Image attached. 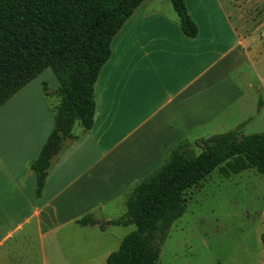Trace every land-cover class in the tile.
Listing matches in <instances>:
<instances>
[{"label": "crops", "instance_id": "0c3cea01", "mask_svg": "<svg viewBox=\"0 0 264 264\" xmlns=\"http://www.w3.org/2000/svg\"><path fill=\"white\" fill-rule=\"evenodd\" d=\"M224 2L185 0L198 27L195 38L182 32L171 0H145L134 11L95 84L92 129L74 128L80 139L54 162L39 199L30 164L55 126L57 97L54 105L40 87L54 78L39 76L0 108V264H36L25 253L34 237L41 264H66L67 249L97 248L66 246L60 238L92 215L102 222L92 228L107 239L100 226L121 220L118 203L165 163L173 146L221 135L227 121L236 130L251 120L243 100L244 89L254 86L242 69L258 65L263 97L264 59L244 35L250 36L249 24L238 0L229 9ZM260 31L264 23H256L253 32ZM256 112L264 117V104ZM97 256L107 264V253Z\"/></svg>", "mask_w": 264, "mask_h": 264}, {"label": "trees", "instance_id": "16d2710c", "mask_svg": "<svg viewBox=\"0 0 264 264\" xmlns=\"http://www.w3.org/2000/svg\"><path fill=\"white\" fill-rule=\"evenodd\" d=\"M145 0H0V108L51 69L59 87L54 93L55 126L30 169L42 197L57 158L94 125V89L111 57V44ZM189 38L198 35L185 0H171ZM43 94L50 97L46 84ZM181 141L167 152L165 163L132 189L126 219L114 226H132L107 264H159L161 246L173 224L187 210L185 194L219 170L225 178L255 169L264 177V133L239 136L231 131L195 142ZM94 227L101 221L86 215L76 222ZM264 246V234L261 237Z\"/></svg>", "mask_w": 264, "mask_h": 264}, {"label": "rangeland", "instance_id": "374dc122", "mask_svg": "<svg viewBox=\"0 0 264 264\" xmlns=\"http://www.w3.org/2000/svg\"><path fill=\"white\" fill-rule=\"evenodd\" d=\"M230 1L234 2V0L224 2L227 9L231 7ZM238 2L234 4H238L249 24L250 36H247L248 33L244 35L253 38L252 49L261 55V61L264 59V31L255 33L253 30L256 23H264V0ZM261 63L259 68L262 71ZM257 70L258 65L255 62L253 65L244 64L242 69L248 74L254 86L250 90L244 89L243 100L246 107L252 109L249 110L252 114L251 120L238 126L236 130L233 121H227L228 125L219 130H222L220 134L232 130L239 136L264 133V117L256 112V109L262 108L264 104V94L262 97L257 92L259 82L262 83ZM47 74H50L54 81H41V91L43 93V86L46 84L50 100L55 105L54 93L58 90L59 83L51 69L45 70L39 80L46 78ZM218 125H213L212 128ZM78 129L80 126L76 125L75 131ZM190 143L193 145L194 155H199L201 149L194 146L195 142ZM130 194L131 192L123 203L119 202L117 205V216L121 219H126V203ZM184 198L187 210L169 230L161 246L159 264H264V246L261 239L264 234V177L255 169L230 178H225L216 170L210 177L186 192ZM114 207L112 206L113 211ZM112 222L100 226L109 238H103L104 240L98 237L95 228L89 226L72 225L67 228L65 236L60 238L63 245L68 246L73 242L83 246L95 245L97 248L85 247L83 250L77 248L76 251L67 249L66 264H101L100 261H96L97 255L99 257L104 253L110 255L118 250L122 239L136 230L134 225L119 227L110 225ZM38 245V238L34 237L32 246L29 247L31 252H24L36 264H41Z\"/></svg>", "mask_w": 264, "mask_h": 264}]
</instances>
